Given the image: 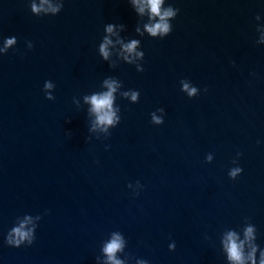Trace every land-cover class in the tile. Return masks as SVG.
<instances>
[{
	"label": "water",
	"instance_id": "95a60500",
	"mask_svg": "<svg viewBox=\"0 0 264 264\" xmlns=\"http://www.w3.org/2000/svg\"><path fill=\"white\" fill-rule=\"evenodd\" d=\"M160 15L0 0V264H264V0Z\"/></svg>",
	"mask_w": 264,
	"mask_h": 264
},
{
	"label": "clouds",
	"instance_id": "9594fccd",
	"mask_svg": "<svg viewBox=\"0 0 264 264\" xmlns=\"http://www.w3.org/2000/svg\"><path fill=\"white\" fill-rule=\"evenodd\" d=\"M162 3V0H147V5L150 9V12L153 15H160V5ZM35 10V9H34ZM144 9L141 8L140 11H143ZM174 13L172 12L171 9H168L163 12L162 15H160V22L156 23L152 26H147V31L152 35L156 36L157 33H160L161 36H164V34H167L170 32L169 25L165 23V17L172 16ZM112 25L109 24L107 30L112 31ZM8 43H11L9 41ZM136 46V41H133L131 44L126 46L127 51L131 52ZM100 52L103 54V56L106 58L108 53L105 50L104 45L100 46ZM46 87H50L51 85L46 84ZM187 89V85L184 86ZM109 93L104 94L103 96H92L91 97V103L93 105V111L97 113H101L98 115V123H107L111 124L112 123V113L105 111L106 108L110 107L111 101H112V96L111 92L114 91L113 87L111 84H109ZM195 89H192L189 92V95H191ZM87 99V97H86ZM133 99H135V94L133 95ZM248 233H251V229L248 230ZM230 243H231V258L240 261L241 260V253L239 250V246L235 243L234 240H231L230 237ZM120 244L118 240H113L111 244L107 247L106 251L110 254L109 259H112L111 254L114 253L115 250L119 249ZM114 264H119L118 261H115Z\"/></svg>",
	"mask_w": 264,
	"mask_h": 264
}]
</instances>
